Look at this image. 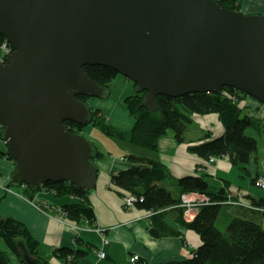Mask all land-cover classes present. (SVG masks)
<instances>
[{
    "label": "water",
    "instance_id": "1",
    "mask_svg": "<svg viewBox=\"0 0 264 264\" xmlns=\"http://www.w3.org/2000/svg\"><path fill=\"white\" fill-rule=\"evenodd\" d=\"M0 140L15 162L13 182L36 191L47 181L96 184L98 149L63 127L86 126L109 89L82 67H109L157 96L234 87L264 105V15L216 0H0Z\"/></svg>",
    "mask_w": 264,
    "mask_h": 264
},
{
    "label": "trees",
    "instance_id": "2",
    "mask_svg": "<svg viewBox=\"0 0 264 264\" xmlns=\"http://www.w3.org/2000/svg\"><path fill=\"white\" fill-rule=\"evenodd\" d=\"M216 1L224 9L240 11L237 0ZM0 41H4L1 34ZM82 70L93 82L107 89L109 83L119 75L111 68L101 65H85ZM133 86L135 87V83ZM144 93L145 91L135 92L123 98L125 111L132 117V126L128 129L112 124L100 108L94 107H91L93 116L86 126L66 120L63 122V127L77 135L88 126H92L106 136L154 151L158 149V140L169 131L176 141L183 142L193 115L215 113L223 125V132L214 137L210 131L206 132L198 143L189 145L188 150L206 160L225 156L230 164L240 172H245L246 165L257 153L259 144L256 136L246 133V129L253 130L257 137L264 133L262 119L264 108L261 109L257 100L234 87L224 86L217 93H186L184 96L174 98L159 95L158 107L148 112L140 105ZM76 97L83 101L87 98L97 99L80 95ZM250 99L257 104L250 106L248 103ZM5 154L14 162L7 149ZM102 154L98 151L91 159L93 161L100 159ZM124 157L130 165L117 173L112 172L110 180L121 198L126 195L132 197L133 208L151 212L148 216L150 222L148 233L153 238L178 236L179 232L166 221L173 210L175 214L173 221L182 228L196 232L199 237L200 244L191 250L190 257L174 258L159 264H264V210L262 209L264 201L252 203L253 206L259 207L250 210L252 214H256L255 218L236 215L226 223L222 231L216 226V221L222 206L229 205L230 196L225 193L224 188L210 190L206 174L199 176L188 174L174 178L170 175L168 166L158 159L141 156L135 152L126 153ZM259 176H254L251 180L252 184L256 185L255 181ZM13 184L22 186L18 182ZM38 190L51 191L56 198L72 197L70 202L56 207V213L69 222L96 226L88 199L90 191L79 188L71 181L56 183L47 181L36 191L26 184L21 192L43 209H48L50 206L39 199L36 200ZM192 192L201 194L205 199L196 207L198 211L194 217L188 221L184 219V210L179 206V202L182 194ZM240 209L246 208L240 207ZM0 241L6 248L0 249V264H10L11 253L23 264H52L42 256L38 248L39 242L33 237L29 228L18 219L0 217ZM84 245L82 248L57 247L53 255L63 259V264H77L90 248L89 244ZM138 259V263L143 264V261Z\"/></svg>",
    "mask_w": 264,
    "mask_h": 264
},
{
    "label": "crops",
    "instance_id": "3",
    "mask_svg": "<svg viewBox=\"0 0 264 264\" xmlns=\"http://www.w3.org/2000/svg\"><path fill=\"white\" fill-rule=\"evenodd\" d=\"M237 2L240 11L245 14L264 15V0H237ZM98 99H91L93 101L88 104L102 109L99 104L101 101ZM252 105L254 106V103ZM192 118L183 142L176 141L172 133H165L158 140V149L152 151L154 154L143 153L138 146L130 144L132 147H124L127 151H122L118 157L110 155L111 159H106L101 156L100 159L93 161L98 169L97 181L89 190L88 199L94 213V223L108 239L104 247L105 259L99 260L96 256L102 236L98 235L93 227L69 222L61 215L58 217L56 207L70 202L72 197L56 198L51 191L38 190L36 199L50 206L48 209H42L21 192V187L13 184L15 162L5 154L6 144L3 140H0V217H12L22 221L38 240V248L42 256L52 264L64 263L63 259L53 255L55 248L61 246L82 248L86 243L90 246L88 253L77 264H139L137 260L130 261L131 257L137 255L143 264H159L174 258L190 257L191 250L200 244L196 232L182 228L173 221L175 214L172 210L166 221L179 232L178 236L153 238L147 229L150 224L148 212L137 208H123L121 197L114 189L110 177L112 172L117 173L129 166L130 163L124 155L135 152L162 161L168 166L170 175L174 178L188 174L198 176L206 174L210 190L224 188L225 193L230 196L229 200L238 203L222 206V209H228L222 213L226 222L239 214L255 218L256 214L240 207H243L241 206L243 204L264 201V190L251 181L256 175H264V165L261 162L264 158V133L258 137L260 147L257 153L248 161L245 172H240L225 156L208 162L188 150V146L198 143L206 132L210 131L212 137L223 132V125L215 113L196 114ZM108 119L112 124H117L110 117ZM116 126L119 127L118 124ZM92 130L88 127L83 130L85 133L82 136L90 135ZM86 139L90 141L91 138ZM197 211L196 207L193 208L184 219L190 221ZM0 249H6L2 241H0ZM9 259L10 264H23L12 253Z\"/></svg>",
    "mask_w": 264,
    "mask_h": 264
},
{
    "label": "rangeland",
    "instance_id": "4",
    "mask_svg": "<svg viewBox=\"0 0 264 264\" xmlns=\"http://www.w3.org/2000/svg\"><path fill=\"white\" fill-rule=\"evenodd\" d=\"M2 45H3V42L0 41V59L3 56V48H2ZM3 58L5 59V57H3ZM108 88H109V93H110L109 94V97L106 98V99H98L99 101H101L99 103L100 106L102 107L101 110H102V112L105 115H107L108 117H110L115 122V124L117 123L119 127H123L125 129H128L127 127H129V126L132 125L131 124L132 123V117H130L126 113V111H125L124 103H123V98L125 96H129L130 94L136 92L135 91V87L133 86V82L132 81H128L122 75L119 74L118 76H116L111 81V83H109ZM88 101L89 102H92L93 100L88 99ZM248 103H249L250 106H253L252 105L253 103L255 105L257 104V102L254 101L253 99H250L248 101ZM258 105H260L261 109L264 108V105L263 104H260L259 103ZM88 127L90 129H93V130H92V133L90 135H86L87 137L86 136L85 137L88 138V139L91 138L90 139L91 143L94 146H96V148H98L99 151H101L103 153L102 156H104V158H106V159H111V158H109L110 155H112L113 157H118L119 156V153H121L122 151H127V149L124 148L126 146L127 147H132V146H130L129 143H127V142H125L123 140H119L117 138H114V137H111V136L109 137V136H106V135L102 134L101 131L98 130V129H96L95 127H92V126H88ZM246 130H247L246 133H249V135L256 136L255 138H257V141H259V138L257 137V135L255 134V132L253 130H250V129H246ZM84 133L85 132H83V130L80 131V135H83ZM167 133H170V131L167 132ZM259 147H260V143L258 144V149H259ZM139 149L142 150L143 153H149V154H152L153 153L154 154V152H152L150 150H147L145 148H143V149L142 148H139ZM263 149H264V147H263ZM139 152L140 151H138V153ZM261 162L264 165V158H262ZM7 190H11V189H7ZM195 199H198V198H195ZM34 204H35V202H34ZM122 207L123 208H126L123 205H122ZM193 208H195V207H192L190 209V211H192ZM225 210H228V209L223 208L222 209V212L219 214V217L217 218L218 220L216 221V226L220 230H222V231L225 228V224L227 223L226 220H225V218H224V215H222L223 211H225ZM246 210H250L249 207H246ZM150 214H151V212H148V215H150ZM59 216L60 215H58V217ZM86 225L87 226H90L88 224H86ZM90 227H93L94 228V231L98 235H101L102 232H98L96 230V228H97L96 226H94L92 224Z\"/></svg>",
    "mask_w": 264,
    "mask_h": 264
},
{
    "label": "built area",
    "instance_id": "5",
    "mask_svg": "<svg viewBox=\"0 0 264 264\" xmlns=\"http://www.w3.org/2000/svg\"><path fill=\"white\" fill-rule=\"evenodd\" d=\"M3 42V45H2V48H3V56L1 57L0 61L1 62H4L3 61V57H7L9 56L10 52L12 51V47L10 45V43L8 42ZM262 119L264 121V115H262ZM1 128V127H0ZM215 160V158H210L208 160V162H213ZM22 186H20L21 188H24L26 183H21ZM255 184L256 186L260 187L261 189L264 190V175H261L257 178V180L255 181ZM8 191H11V190H8ZM196 194V195H195ZM181 201L179 202V206L184 210V214L185 216H187L189 213H190V209L192 207H197L200 202H202L205 197H203L202 195H199L197 193H185V194H182L181 195ZM195 198H198V199H195ZM121 201H122V205L126 208H133V201H132V197L129 196V195H126L124 197L121 198ZM192 201V202H191ZM229 204H238V203H235V202H231L230 200L228 201ZM39 206V205H38ZM243 207H249L250 210H255L257 208H259L258 206H253L252 204H243L241 205ZM43 209V208H42ZM262 209L264 210V206L262 207ZM96 230L98 232H102L98 227L96 228ZM102 235V233H101ZM108 243V239L106 236L102 235V241H101V244L99 245V248L97 249V252H96V256L99 258V260H103L105 259V250H104V247H105V244ZM138 258V255L137 256H133L130 258V261L134 262L136 261Z\"/></svg>",
    "mask_w": 264,
    "mask_h": 264
},
{
    "label": "flooded vegetation",
    "instance_id": "6",
    "mask_svg": "<svg viewBox=\"0 0 264 264\" xmlns=\"http://www.w3.org/2000/svg\"><path fill=\"white\" fill-rule=\"evenodd\" d=\"M88 99H89V98H87L86 102L88 101ZM88 103H89V101H88ZM91 107H92V106H91Z\"/></svg>",
    "mask_w": 264,
    "mask_h": 264
}]
</instances>
